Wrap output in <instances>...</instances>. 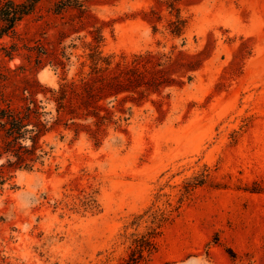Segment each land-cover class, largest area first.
<instances>
[{
  "label": "rangeland",
  "instance_id": "obj_1",
  "mask_svg": "<svg viewBox=\"0 0 264 264\" xmlns=\"http://www.w3.org/2000/svg\"><path fill=\"white\" fill-rule=\"evenodd\" d=\"M58 1L0 38V106L52 128L0 264H127L157 226L140 264H264V0Z\"/></svg>",
  "mask_w": 264,
  "mask_h": 264
},
{
  "label": "trees",
  "instance_id": "obj_2",
  "mask_svg": "<svg viewBox=\"0 0 264 264\" xmlns=\"http://www.w3.org/2000/svg\"><path fill=\"white\" fill-rule=\"evenodd\" d=\"M40 0H24L21 3L0 0V38L13 31L15 25L35 9ZM58 11L80 7L78 0H59ZM171 34L180 36L184 28L183 21L176 18L170 24ZM100 53L90 56L95 66L109 63L99 58ZM41 114L35 102H30L20 112H13L8 107L0 106V189L17 171H32L36 164L42 165V149L40 139L46 136L52 128L40 121ZM28 143V144H26ZM160 226L153 228L147 235L135 240L138 256L130 257L127 264H140L144 260L143 253L149 256L156 250L155 238L160 234Z\"/></svg>",
  "mask_w": 264,
  "mask_h": 264
}]
</instances>
